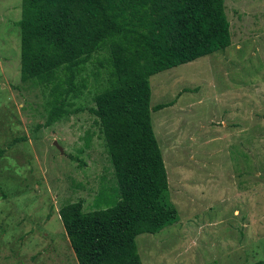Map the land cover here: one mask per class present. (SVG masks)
I'll use <instances>...</instances> for the list:
<instances>
[{"label":"rangeland","instance_id":"374dc122","mask_svg":"<svg viewBox=\"0 0 264 264\" xmlns=\"http://www.w3.org/2000/svg\"><path fill=\"white\" fill-rule=\"evenodd\" d=\"M225 12L228 47L149 78L150 105L170 103L151 121L178 220L136 236L141 264L264 260V0H225ZM20 17L21 0H0V264H78L59 208L80 197L84 211L118 200L90 110L107 52L86 64L72 112L47 125L49 86L20 79Z\"/></svg>","mask_w":264,"mask_h":264},{"label":"trees","instance_id":"16d2710c","mask_svg":"<svg viewBox=\"0 0 264 264\" xmlns=\"http://www.w3.org/2000/svg\"><path fill=\"white\" fill-rule=\"evenodd\" d=\"M17 26L20 79L50 88L47 125L72 112L70 98L86 88V64L106 50L99 61L105 84L90 110L118 200L84 211L80 197L58 213L78 264H141L136 236L178 220L151 121L152 111L170 103L150 105L149 78L231 44L225 0H21ZM26 140L16 136L8 146ZM5 151L0 146V158Z\"/></svg>","mask_w":264,"mask_h":264},{"label":"water","instance_id":"95a60500","mask_svg":"<svg viewBox=\"0 0 264 264\" xmlns=\"http://www.w3.org/2000/svg\"><path fill=\"white\" fill-rule=\"evenodd\" d=\"M55 145L58 147V149L62 152V148L59 146V145H57V143H55Z\"/></svg>","mask_w":264,"mask_h":264},{"label":"crops","instance_id":"0c3cea01","mask_svg":"<svg viewBox=\"0 0 264 264\" xmlns=\"http://www.w3.org/2000/svg\"><path fill=\"white\" fill-rule=\"evenodd\" d=\"M67 202H65V204H66ZM64 205V204H63ZM62 206V205H61Z\"/></svg>","mask_w":264,"mask_h":264}]
</instances>
